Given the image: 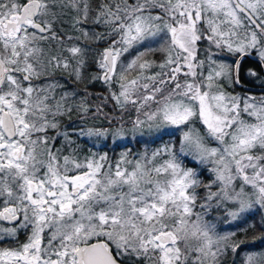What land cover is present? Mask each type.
Returning a JSON list of instances; mask_svg holds the SVG:
<instances>
[{
    "label": "snow or ice",
    "instance_id": "6c2138e0",
    "mask_svg": "<svg viewBox=\"0 0 264 264\" xmlns=\"http://www.w3.org/2000/svg\"><path fill=\"white\" fill-rule=\"evenodd\" d=\"M0 264H264V0H0Z\"/></svg>",
    "mask_w": 264,
    "mask_h": 264
},
{
    "label": "trees",
    "instance_id": "16d2710c",
    "mask_svg": "<svg viewBox=\"0 0 264 264\" xmlns=\"http://www.w3.org/2000/svg\"><path fill=\"white\" fill-rule=\"evenodd\" d=\"M97 87L99 88V85ZM258 236H259V233L255 232L252 236H250V233H248V235L246 237H242V238L246 239L249 242H252Z\"/></svg>",
    "mask_w": 264,
    "mask_h": 264
},
{
    "label": "rangeland",
    "instance_id": "374dc122",
    "mask_svg": "<svg viewBox=\"0 0 264 264\" xmlns=\"http://www.w3.org/2000/svg\"><path fill=\"white\" fill-rule=\"evenodd\" d=\"M248 233H250V236H252L255 232L254 231H249Z\"/></svg>",
    "mask_w": 264,
    "mask_h": 264
},
{
    "label": "flooded vegetation",
    "instance_id": "af4514ba",
    "mask_svg": "<svg viewBox=\"0 0 264 264\" xmlns=\"http://www.w3.org/2000/svg\"><path fill=\"white\" fill-rule=\"evenodd\" d=\"M225 228H227V226L225 225Z\"/></svg>",
    "mask_w": 264,
    "mask_h": 264
}]
</instances>
